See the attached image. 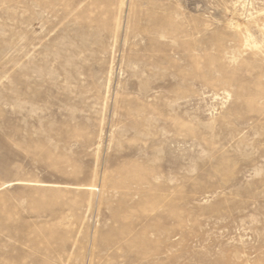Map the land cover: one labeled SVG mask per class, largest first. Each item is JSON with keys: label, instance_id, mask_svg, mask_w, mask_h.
<instances>
[{"label": "rangeland", "instance_id": "obj_1", "mask_svg": "<svg viewBox=\"0 0 264 264\" xmlns=\"http://www.w3.org/2000/svg\"><path fill=\"white\" fill-rule=\"evenodd\" d=\"M0 264H264V0H0Z\"/></svg>", "mask_w": 264, "mask_h": 264}]
</instances>
